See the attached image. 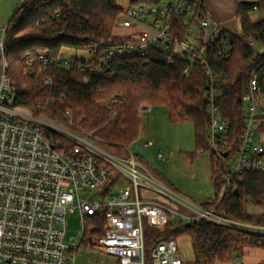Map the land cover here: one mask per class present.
Instances as JSON below:
<instances>
[{
  "label": "built area",
  "instance_id": "built-area-1",
  "mask_svg": "<svg viewBox=\"0 0 264 264\" xmlns=\"http://www.w3.org/2000/svg\"><path fill=\"white\" fill-rule=\"evenodd\" d=\"M17 1L20 7L29 0ZM204 1L163 0L153 6H128L118 23L119 30H130L126 39H100L78 51L87 57L49 60L39 56L45 68L48 64L65 70L76 68L80 74L95 77L113 74L112 66L119 59L141 58L147 64L151 52L167 57L170 63L182 61L185 77L196 63L204 66L209 78L206 98L210 118L205 154L212 160L213 194L201 204L181 197L138 162L139 151L153 146L149 138L140 137L133 144L135 152L130 147L127 156H118L105 150L92 132L75 125L70 111L55 114L49 106L38 105V112L44 114L40 117L16 105L17 89L9 77L5 49L7 27H0V264H76L74 254L89 236H93L90 247L96 243L104 253L117 257L119 264H186L176 242L169 239L160 240L148 258L146 224L164 232L173 223L172 231L183 233L190 224L206 220L264 234V225L246 224L216 212L243 173L264 174V143L256 138L264 122V92L252 78L242 96L245 126L234 140L231 123L218 103L220 81L206 56L219 44L223 49L218 56L228 57L229 31L208 8L200 16ZM175 18L187 25L183 40L171 33ZM248 44L255 46L252 41ZM43 81L52 84L50 78ZM151 111L150 105L143 104L139 115ZM158 160L168 162L161 153ZM120 180L130 184L120 186ZM140 187L155 199L165 197L176 208L146 199ZM207 202L215 205L206 207ZM77 210L82 231L67 239V215ZM100 224L101 236L96 234Z\"/></svg>",
  "mask_w": 264,
  "mask_h": 264
},
{
  "label": "trees",
  "instance_id": "trees-1",
  "mask_svg": "<svg viewBox=\"0 0 264 264\" xmlns=\"http://www.w3.org/2000/svg\"><path fill=\"white\" fill-rule=\"evenodd\" d=\"M162 1L130 0L129 6H153ZM200 9L202 16L207 10L205 1ZM256 10L264 13V0L236 3L234 15L241 36L227 32L231 50L225 59L218 56L223 45L217 44L206 53L209 66L220 81L222 95L218 103L231 123L234 140L245 126L242 96L250 80L256 78L264 92V15L254 21L251 14ZM124 12L117 0H29L18 7L5 36L9 77L17 89L16 105L35 114H39L38 105L49 106L48 110L55 114L68 110L75 125L92 132L105 150L118 156H127L139 138L140 106H165L172 122L193 125L194 155L205 153L210 122L206 98L209 78L199 63L185 77L182 61L173 59L170 63L167 57L151 52L147 64L141 58L119 59L112 66L113 74L95 77L80 74L76 68L65 70L53 64L45 68L40 62V55L58 60L66 49L78 52L100 39H126L130 30L117 33ZM172 26V35L183 40L187 25L175 18ZM249 41L255 46L251 47ZM45 78L51 79L50 86L44 83ZM109 99L113 104H102ZM235 188L239 194L228 191L216 212L246 224L264 225V174L245 172ZM214 205L205 203L206 207ZM172 228L173 223L159 232L158 228L145 225L148 258L160 240L175 239L179 233ZM103 233L100 224L96 234ZM184 233L191 240L197 264L224 262L234 254H249L252 250L264 251V235L206 220L190 224Z\"/></svg>",
  "mask_w": 264,
  "mask_h": 264
},
{
  "label": "rangeland",
  "instance_id": "rangeland-1",
  "mask_svg": "<svg viewBox=\"0 0 264 264\" xmlns=\"http://www.w3.org/2000/svg\"><path fill=\"white\" fill-rule=\"evenodd\" d=\"M216 1L218 4L217 8L221 7L222 12L227 13L226 16L232 19L234 17L232 0ZM117 3L126 9L129 6L130 0H117ZM256 14L255 21L260 20L264 15L263 11H256ZM234 26L237 30L238 23L235 22ZM122 32L119 29L117 31L118 34ZM237 35L241 36V32ZM256 48H259L258 45ZM73 57H87V54L67 49L62 51V58L70 59ZM102 104L111 105L113 101L110 102L109 99L103 101ZM151 108V114L141 113L139 115L141 121L139 138H149L153 142V146L149 147L146 151H139L138 162L146 167L162 183L174 189L181 197L188 201L194 204H201L207 201L213 194V165L211 158L205 153L198 156L194 155L195 138L193 125L188 122H172L169 110L165 106L151 105ZM35 115L44 116V114L40 113ZM256 138L264 143V122ZM135 147L134 145L131 146L130 150L135 152ZM159 153L167 157V163L158 160ZM119 184L124 187L130 183L127 180H120ZM139 192L146 199L157 200L160 203L168 205L170 208H176L175 204L166 200L163 196L155 199L154 195L148 194L143 187L139 188ZM67 221V239L72 236H79L82 231V224L78 210L76 213L68 214ZM248 233L259 234L256 232ZM88 239V241H84L81 244L74 254L76 264H119L117 257L104 253L98 246L90 247L89 242L92 241L93 236H89ZM174 241L178 246L183 261L186 264H197L189 236L184 232L179 233ZM213 264H264V251L252 250L249 254H234L230 260L215 262Z\"/></svg>",
  "mask_w": 264,
  "mask_h": 264
},
{
  "label": "crops",
  "instance_id": "crops-1",
  "mask_svg": "<svg viewBox=\"0 0 264 264\" xmlns=\"http://www.w3.org/2000/svg\"><path fill=\"white\" fill-rule=\"evenodd\" d=\"M258 0H232V4L235 11V5L238 2H248V3H255ZM205 3L207 5L208 11L210 14L221 24L223 27L232 33L241 32V27L237 19L234 17L231 19L227 17V13H223L220 8L218 7L216 0H205ZM18 1L17 0H0V27H7L10 23L11 19L13 18L14 14L16 13L18 9ZM257 11V10H256ZM256 11L251 14L252 19L254 20L255 17H257ZM255 21V20H254ZM235 22L238 23V29L236 30L234 27ZM261 142V141H260Z\"/></svg>",
  "mask_w": 264,
  "mask_h": 264
},
{
  "label": "water",
  "instance_id": "water-1",
  "mask_svg": "<svg viewBox=\"0 0 264 264\" xmlns=\"http://www.w3.org/2000/svg\"><path fill=\"white\" fill-rule=\"evenodd\" d=\"M234 194H236V195L239 194L238 189H235V190H234Z\"/></svg>",
  "mask_w": 264,
  "mask_h": 264
}]
</instances>
